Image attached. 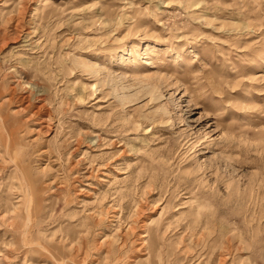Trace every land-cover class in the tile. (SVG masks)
Masks as SVG:
<instances>
[{"label":"rangeland","instance_id":"obj_1","mask_svg":"<svg viewBox=\"0 0 264 264\" xmlns=\"http://www.w3.org/2000/svg\"><path fill=\"white\" fill-rule=\"evenodd\" d=\"M0 264H264V0H0Z\"/></svg>","mask_w":264,"mask_h":264}]
</instances>
